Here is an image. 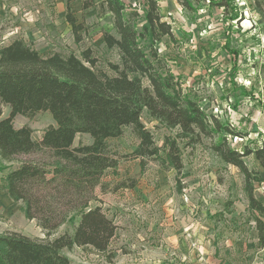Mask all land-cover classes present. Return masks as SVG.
I'll list each match as a JSON object with an SVG mask.
<instances>
[{
  "label": "rangeland",
  "instance_id": "rangeland-1",
  "mask_svg": "<svg viewBox=\"0 0 264 264\" xmlns=\"http://www.w3.org/2000/svg\"><path fill=\"white\" fill-rule=\"evenodd\" d=\"M187 1L191 7L181 0H158L174 37L163 36L153 45L150 39L142 41L145 51L158 52L165 68L179 78L184 93L207 114L247 134L244 138L228 135L232 147L263 143L264 0ZM82 2L0 0V48L23 39L43 55L74 53L81 58L82 51L90 49L97 68L115 75L109 64L119 61L118 51L108 48L103 39L105 32L116 35L113 16L99 6L84 10ZM127 2L139 10L142 30L144 0ZM68 3L84 25L80 42L66 21ZM9 114V106H4L3 117ZM142 120L159 146L178 132L146 112ZM13 122L16 128L30 126L35 139L56 124L44 111L33 117L17 115ZM92 141L90 135L79 134L75 145ZM109 144L119 165L105 173L106 191L98 187V200L91 206H102L119 224L117 235L105 253L91 246L64 250L72 264H264V246L259 244L256 221L248 208L243 176L209 149L208 140L193 147L179 140L181 173L163 167L160 158L149 159L142 169L140 159L131 156L139 139L130 127ZM160 156L166 158L165 152ZM29 158L18 156L8 162L0 157V235L46 236L36 221L25 216L23 203L9 196L4 180L10 169ZM245 161L263 178L255 183V195L264 204V167L254 155ZM78 220L74 216L56 235L71 232Z\"/></svg>",
  "mask_w": 264,
  "mask_h": 264
},
{
  "label": "trees",
  "instance_id": "trees-1",
  "mask_svg": "<svg viewBox=\"0 0 264 264\" xmlns=\"http://www.w3.org/2000/svg\"><path fill=\"white\" fill-rule=\"evenodd\" d=\"M181 2L191 7L187 0ZM95 6L114 19L116 35L105 32L103 39L108 48L118 51L119 61L109 64L115 75L97 68L90 49L83 50L81 58L74 53L43 55L23 39L0 48V157L8 162L18 156L30 157L8 171L6 189L14 201L23 203L25 216L36 221L46 235H0V264H72L64 250L76 246L108 251L118 225L102 206L91 203L98 200V187L106 191L105 173L119 165L109 140L122 136L127 127L139 139L131 156L140 159L142 169L149 159L160 158L163 167L181 173L179 140H186L188 147L208 140L209 149L242 174L248 208L263 247L264 204L255 195V183H262L263 178L248 167L245 158L254 155L264 167V142L232 147L228 135L244 138L247 134L207 114L196 99L184 93L179 78L165 68L158 52L154 48L145 51L142 41L150 39L153 45L163 36L174 37L158 0H144L142 30L138 28L141 14L127 0L82 2L84 10ZM66 21L80 42L84 25L78 23L70 3ZM4 106L10 108L7 117H3ZM43 111L56 124L48 126L41 139L34 138L30 126H14L17 115L33 117ZM144 112L178 129L176 136L165 137L159 146L142 120ZM79 134L90 135L92 143L75 145ZM162 151L166 158H161ZM74 216L79 220L72 231L56 235Z\"/></svg>",
  "mask_w": 264,
  "mask_h": 264
},
{
  "label": "crops",
  "instance_id": "crops-1",
  "mask_svg": "<svg viewBox=\"0 0 264 264\" xmlns=\"http://www.w3.org/2000/svg\"><path fill=\"white\" fill-rule=\"evenodd\" d=\"M38 51H39V48H36ZM119 225V224H118ZM216 254H217V251H216Z\"/></svg>",
  "mask_w": 264,
  "mask_h": 264
}]
</instances>
